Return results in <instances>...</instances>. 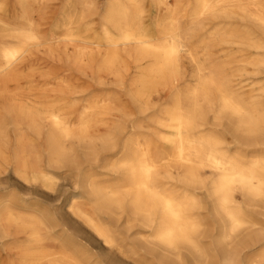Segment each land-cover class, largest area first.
Wrapping results in <instances>:
<instances>
[{
  "label": "bare ground",
  "instance_id": "obj_1",
  "mask_svg": "<svg viewBox=\"0 0 264 264\" xmlns=\"http://www.w3.org/2000/svg\"><path fill=\"white\" fill-rule=\"evenodd\" d=\"M149 1L154 32L141 26L143 0H105L102 11L98 0H0V183L12 172L54 188L51 168L67 167L63 174L79 189L71 213L114 255H141L119 229L124 217L128 229L132 221L148 229L147 244L168 264L183 250L207 264H247L244 249L264 251V211L263 219L249 212L264 202V155L232 153L227 135L238 148L264 146L262 96L240 86L244 73L264 69V0H187L183 11L182 0ZM96 15L101 27L91 37ZM50 17L56 21L42 31ZM54 67L88 76L99 89L77 90L65 76L38 92L16 85L26 71L45 76ZM109 77L126 103L101 90ZM116 112L123 122L136 113L148 118L155 138L142 122L125 133ZM99 142L120 154L103 165L117 176L105 185L93 172ZM26 204L0 203V264H86L76 248L60 247L71 237L54 235L48 215L22 212Z\"/></svg>",
  "mask_w": 264,
  "mask_h": 264
},
{
  "label": "rangeland",
  "instance_id": "obj_2",
  "mask_svg": "<svg viewBox=\"0 0 264 264\" xmlns=\"http://www.w3.org/2000/svg\"><path fill=\"white\" fill-rule=\"evenodd\" d=\"M171 2L173 0H170ZM187 0H182L180 3V10L183 11L186 7ZM57 4L59 3L56 2ZM143 17L141 19L142 27L146 28L150 32H154L155 30V16H157V12L152 8V5L149 0H143ZM99 11H102L105 7V0H98ZM158 13L161 14L159 11ZM160 16V15H159ZM56 21V18L50 17L49 19L42 20V31H47L51 25ZM101 19L99 15L93 16L91 26L93 30L90 31V36L94 37L96 32L100 29ZM97 36V35H96ZM256 51L248 50L249 56L256 54ZM235 57L241 58V54H234ZM126 62V67L134 73V66L131 64L130 60L126 57L124 58ZM235 63L233 67L236 66ZM62 68L54 67L53 69L46 70L45 76H37L32 75L30 71H26L21 75V80H19L16 85L19 87H23L24 89L33 88L35 92H38L39 89L45 85H47V80L50 79L49 85H59L61 84V78L65 76V80L69 83H72L77 90H85L88 91H96L97 88L94 82L88 77L84 76L79 72L73 73H63ZM261 74H253V73H244L243 82L240 83V86L244 88L242 90L248 91L250 89L257 90V93L262 96L261 100L264 103V92H261L260 88L264 85V69L262 68ZM240 79V80H241ZM108 82L101 88L104 92H109V94L116 95L119 97V103L127 102L126 96L124 95V91L114 83H112V77H109ZM191 82L194 83L193 79ZM72 86V87H73ZM14 85H10L9 88H14ZM8 88V89H9ZM165 94V93H164ZM166 96V95H165ZM165 96L161 99L156 97V101H163ZM128 109L136 110L131 104L127 103ZM119 112H116L115 118L119 121L121 120L120 115H117ZM210 121H213V115L210 114ZM123 122V121H122ZM142 122L144 125L143 131L145 132V136L147 138H155L154 136V124L152 121H149L146 117H141L140 114H134L130 116H125V125L128 126L127 133L130 131L133 125ZM118 135V149L121 147L123 140L126 138V134ZM228 145L231 147V152L236 153L237 150H242L243 154H247L246 156H252L256 152L264 155V146H254L247 148L246 146H242V148H238L237 143L235 142V138L230 134L227 135ZM166 145H161V149H163ZM97 150L100 153V165L93 168V172L95 173V178L98 183L105 185L110 183L112 180H115L117 176L111 171L110 168L104 167V163L109 162L111 160H115L119 157L116 155V151H105L101 142L96 145ZM244 150V151H243ZM84 154V153H82ZM105 157L106 159L105 161ZM53 171L57 173V179L55 181L54 188H42L39 185H32L21 178H18L12 172H9L5 177L3 183H0V203L5 202L13 207L17 206L20 208L24 206L23 204L27 202V208L21 209L24 213H33L34 211L40 212L43 215H48V219L50 223L56 226L52 227V233L60 238H66L67 236L71 237V241L69 244L60 243V247L62 249H66L67 247L76 248V252L79 251L84 254L86 257V264H168L166 259L163 258V252L160 250L153 251L151 250V246L147 244L145 236H147L148 229L143 228L138 223L132 221L130 223V229H128L126 224V219L123 217L118 223L119 229L126 235L127 240L140 252V256L137 255H129V256H118L114 255L111 250L104 245L94 234H92L91 228L85 225L82 221L74 218V215L71 213L70 208L73 205V201L78 200L79 189L76 188V184L74 183V179L65 176L63 174L67 171V167L57 169L51 168ZM59 173V174H58ZM4 178V177H3ZM201 195L204 196L205 192L200 191ZM242 201V197H240ZM264 211V202L257 201V206L250 207L249 212L251 215L255 217H259L263 219V216L259 214V212ZM262 226H264V222H262ZM261 226H256L253 228L254 230H261ZM248 235V231H243L239 237V239L230 244L228 249L230 251L234 250V248L239 244V241H243L244 238ZM208 246H212V239H206ZM183 258L177 261V264H207L204 259H196L192 258L188 251L183 250ZM242 256L247 264H264V251L262 250H254L251 248H246L242 252ZM168 255L167 253H164ZM6 257V252L3 250L2 244L0 243V259H4Z\"/></svg>",
  "mask_w": 264,
  "mask_h": 264
}]
</instances>
